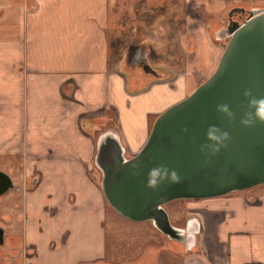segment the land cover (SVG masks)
I'll return each mask as SVG.
<instances>
[{
	"label": "crops",
	"instance_id": "obj_1",
	"mask_svg": "<svg viewBox=\"0 0 264 264\" xmlns=\"http://www.w3.org/2000/svg\"><path fill=\"white\" fill-rule=\"evenodd\" d=\"M236 1L0 0V155L21 187L20 203L0 205V225L10 248L34 249L25 264L104 258L98 134L136 153L151 117L216 67L224 45L211 33ZM138 51L167 75L130 91L123 65ZM183 204L172 224L194 243L152 231L156 244L137 253L151 259L137 264H264V183Z\"/></svg>",
	"mask_w": 264,
	"mask_h": 264
},
{
	"label": "water",
	"instance_id": "obj_2",
	"mask_svg": "<svg viewBox=\"0 0 264 264\" xmlns=\"http://www.w3.org/2000/svg\"><path fill=\"white\" fill-rule=\"evenodd\" d=\"M234 10L245 11L241 21L230 19ZM228 19L219 28L226 42L214 70L181 100L158 113L139 150L127 157L115 133L105 129L96 139L94 162L100 172V187L107 203L132 221H151L169 239L194 243V233L171 223L163 204L178 198H205L243 191L264 183V123L244 127L247 110L244 91L264 96V5L227 9ZM144 69L155 73L146 62ZM227 104L235 114L229 120L217 105ZM217 125L231 139L210 156L201 151L209 143L205 131ZM187 129V131H184ZM164 165L176 170L181 181H165L158 188L146 186L149 169ZM14 183L0 170V194ZM0 241L2 230L0 228Z\"/></svg>",
	"mask_w": 264,
	"mask_h": 264
},
{
	"label": "rangeland",
	"instance_id": "obj_3",
	"mask_svg": "<svg viewBox=\"0 0 264 264\" xmlns=\"http://www.w3.org/2000/svg\"><path fill=\"white\" fill-rule=\"evenodd\" d=\"M235 4H238V6L242 4L246 8L262 6V5H256L258 4L257 0H249V2H245L244 0H238L236 1ZM231 6H234V5H230L228 9ZM226 13H227V10L222 17L223 25H225V22H226V18H227ZM211 36L213 38H216L215 32H212ZM226 39H227L226 37L219 38L220 42H222L223 45L225 44ZM145 50L147 51V54H148V52L150 51V47H146ZM131 55L132 57L128 58ZM128 57H126L125 59L126 68H129L130 71L132 70V73L133 72L134 73L143 72L144 74H146L143 71V69L139 65H137L136 62L133 61V58L136 57V54H134V52L132 54H129ZM146 59H147V55H146ZM146 75L149 76L148 74ZM152 120L153 119L151 117L150 122H152ZM5 158H6L5 155H0V168H2L3 171L7 173L8 168L7 166L4 165ZM94 178L97 182L100 181V174L97 168L95 169ZM16 182L17 183H14V185L17 186L19 183L17 180ZM27 184L29 183H26V185ZM8 197L11 200L8 199ZM10 201L14 202V204L21 202L19 191L16 190L15 192L12 189H8L4 193L0 194V205L5 204V203L7 204ZM184 201H186V198H178V199L170 200L163 204L164 208L168 212V215L171 214L172 218H170L169 216L171 223L172 221H174L172 215L179 214L183 211ZM105 213H106L105 217L102 220L103 226L100 227V230H99V227H96V230L99 233L101 232L103 233V236L106 240L105 248H104V252H105L104 258L100 259L99 261L94 262V264H137V263H140L141 261L142 262L150 261L151 257L149 254H146V255L137 254L141 250L145 249L146 246L156 244L155 240L150 238L151 234L148 235L149 242H147V237H146L147 233H152V231H157L158 234L163 235V237H167L165 234L161 233L158 229H156V227H154L151 221H148V220L146 222L132 221V220H129L121 216L107 203V201H106ZM143 225L144 227H149V229H143L142 227ZM158 247H161V241Z\"/></svg>",
	"mask_w": 264,
	"mask_h": 264
},
{
	"label": "clouds",
	"instance_id": "obj_4",
	"mask_svg": "<svg viewBox=\"0 0 264 264\" xmlns=\"http://www.w3.org/2000/svg\"><path fill=\"white\" fill-rule=\"evenodd\" d=\"M145 53L136 54V59H143ZM247 99V110L243 113L240 123L244 127H251L256 122L264 123V96L256 97L250 90H245L243 93ZM219 113L225 115L229 120L234 119L235 114L230 110L227 104L217 105L216 109ZM187 131V129H184ZM205 138L209 143L201 145V151L207 150L210 156L216 155L221 148L226 147L231 137L227 131H222L217 125H209L205 131ZM167 181L169 184H176L181 181L179 173L167 166L160 165L149 169L147 174L146 186L152 189L158 188L161 184ZM191 246V244H190Z\"/></svg>",
	"mask_w": 264,
	"mask_h": 264
},
{
	"label": "flooded vegetation",
	"instance_id": "obj_5",
	"mask_svg": "<svg viewBox=\"0 0 264 264\" xmlns=\"http://www.w3.org/2000/svg\"><path fill=\"white\" fill-rule=\"evenodd\" d=\"M244 8H246V7H244ZM229 16H230L231 20L241 22L247 16V13L245 11L234 10L230 13ZM226 17H227L226 18V21H227V19H228L227 13H226ZM219 28H217L215 30L216 36L220 35ZM133 61L136 62V64L139 65L145 71L146 74H150L149 71H146L144 69L145 62L142 59L137 60L135 57V58H133ZM30 182H31V179H29L28 183H30ZM20 188H21L20 185H17V186L14 185L13 188H8V189H12L13 191L16 192V190L18 191V190H20ZM8 199H10V198L8 197ZM8 203H13V202L10 201ZM2 215H5V213L0 212V217ZM0 228L2 230V241H0V253H1L0 254V264H15L16 262H21L22 264H25L24 262H26L28 259H30L31 255L34 254V252H35L34 249L31 246L24 245V244L16 247L15 249L10 248L7 244L4 243V232H5L4 230L5 229L1 225H0Z\"/></svg>",
	"mask_w": 264,
	"mask_h": 264
},
{
	"label": "trees",
	"instance_id": "obj_6",
	"mask_svg": "<svg viewBox=\"0 0 264 264\" xmlns=\"http://www.w3.org/2000/svg\"><path fill=\"white\" fill-rule=\"evenodd\" d=\"M12 1H14V0H12ZM150 68L155 73L150 72L151 74H148L149 76H147L143 72L142 73H140V72H136V73L133 72L132 73V70L130 71L129 68H126V61H125L124 62V70L128 73V80L126 83L127 89L130 91L138 90V89L144 87L149 82V80L154 79V78H162V77H165L167 75L166 72L161 71V69H159V68H154L151 66H150Z\"/></svg>",
	"mask_w": 264,
	"mask_h": 264
}]
</instances>
